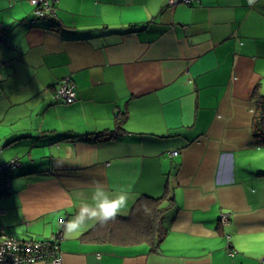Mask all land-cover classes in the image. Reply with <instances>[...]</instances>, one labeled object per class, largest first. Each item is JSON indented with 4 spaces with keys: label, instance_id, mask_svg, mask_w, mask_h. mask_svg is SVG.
<instances>
[{
    "label": "crops",
    "instance_id": "crops-1",
    "mask_svg": "<svg viewBox=\"0 0 264 264\" xmlns=\"http://www.w3.org/2000/svg\"><path fill=\"white\" fill-rule=\"evenodd\" d=\"M56 8L32 21V0H0V161L20 162L1 225L59 236L60 264H264V0ZM66 77L70 103L55 97ZM95 181L131 185L122 215L142 195L174 196L157 249L83 240L93 221L66 234Z\"/></svg>",
    "mask_w": 264,
    "mask_h": 264
},
{
    "label": "trees",
    "instance_id": "trees-1",
    "mask_svg": "<svg viewBox=\"0 0 264 264\" xmlns=\"http://www.w3.org/2000/svg\"><path fill=\"white\" fill-rule=\"evenodd\" d=\"M3 31L5 37L4 25ZM259 92L258 89L254 92V97H258L259 109L261 110L255 133L264 140V96ZM173 203L174 196L167 195V193L160 196L142 195L135 202L129 214H120L107 224L96 223L83 233L82 238L83 240H109L120 244L147 242L151 249L155 250L168 232L165 224V213ZM48 241H53V239H48Z\"/></svg>",
    "mask_w": 264,
    "mask_h": 264
},
{
    "label": "built area",
    "instance_id": "built-area-1",
    "mask_svg": "<svg viewBox=\"0 0 264 264\" xmlns=\"http://www.w3.org/2000/svg\"><path fill=\"white\" fill-rule=\"evenodd\" d=\"M58 0H32L35 4L34 16L36 18L55 17L57 15L56 2ZM192 0H170L171 3ZM4 39L3 24L0 22V42ZM55 97L68 103L77 99L75 83L71 78L61 80L56 87ZM177 153V151H174ZM17 158L0 162V195L9 190L12 181V171L19 164ZM225 221V218H224ZM60 237L53 241L19 238L9 231L4 225L0 226V264H34L38 260L50 259L60 264L62 262L60 250Z\"/></svg>",
    "mask_w": 264,
    "mask_h": 264
},
{
    "label": "clouds",
    "instance_id": "clouds-1",
    "mask_svg": "<svg viewBox=\"0 0 264 264\" xmlns=\"http://www.w3.org/2000/svg\"><path fill=\"white\" fill-rule=\"evenodd\" d=\"M249 3H255V0H249ZM94 184L90 198L83 192L76 193L81 206L77 215L67 222L66 234L86 228L89 221L107 224L126 212L131 199V185L110 192L101 181H95ZM89 199L91 203H88Z\"/></svg>",
    "mask_w": 264,
    "mask_h": 264
},
{
    "label": "rangeland",
    "instance_id": "rangeland-1",
    "mask_svg": "<svg viewBox=\"0 0 264 264\" xmlns=\"http://www.w3.org/2000/svg\"><path fill=\"white\" fill-rule=\"evenodd\" d=\"M34 12V11H33ZM4 142H0V145L2 146V144H3ZM10 159V158H9ZM9 159H7V160H9ZM7 160H5V162L7 161ZM0 162H4V160H1ZM10 187L11 186H9V189H10ZM6 193V192H5ZM4 194V193H3ZM166 215H167V213H166ZM226 220H227V217H226ZM3 222V218H2V216L0 215V226H1V223ZM8 230H10V229H8ZM11 231V230H10ZM11 232H13V231H11ZM15 234V233H14ZM15 236L16 237H19L20 238V236H18V235H16L15 234Z\"/></svg>",
    "mask_w": 264,
    "mask_h": 264
}]
</instances>
